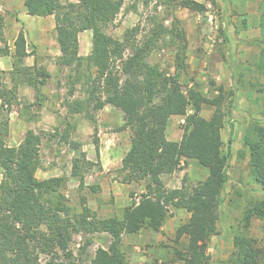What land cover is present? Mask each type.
I'll use <instances>...</instances> for the list:
<instances>
[{
	"label": "trees",
	"instance_id": "obj_1",
	"mask_svg": "<svg viewBox=\"0 0 264 264\" xmlns=\"http://www.w3.org/2000/svg\"><path fill=\"white\" fill-rule=\"evenodd\" d=\"M125 1L27 0L26 6L27 13L33 16L54 15L61 51L58 61L75 71L74 83L81 81L87 86V98L67 104L68 109L91 117L93 110H101L109 102L125 113L131 145L122 159V179L142 182L146 191L139 201L125 207L122 218H99L82 193L88 187L85 179L92 162L81 150V143L73 141L70 145L78 154L72 162L71 177L79 182L81 191L82 209L78 211L69 204L62 191L67 186V177L40 179L36 176L37 170L43 166L41 135L29 130L21 145L10 146L7 143L9 118H4L0 121V264H76L70 249L73 235L97 232L109 234L111 242L108 248L99 247L87 264H133L122 249L123 235L138 232L143 227L161 231L169 206L183 208L190 213L189 219L177 228L175 236L178 242L187 235L189 246L186 251L175 247V258L182 260L183 264L210 262L209 244L219 233L223 194L230 180L231 154L229 150L223 152L222 129L228 114L226 106L233 104L234 92L218 85V95L207 96L199 84L185 91L178 73L167 74L159 64L150 61L155 51L173 44L177 47V68L187 67L188 39L185 28L176 17L168 26L155 10L146 16V25L141 18L135 26L125 30L122 38L107 33L106 25L118 15ZM133 1L145 8L156 1L172 11L176 6L200 13L207 10L206 3L198 0ZM207 1L216 3V0ZM2 22L3 17L0 16L1 25ZM260 25L262 48L257 67L263 79L257 80L256 85L264 117V13ZM87 30L92 31V49L90 54L82 56L79 53L80 34ZM10 54L14 59V83L18 73L24 71L20 66L29 55L23 31L15 39L13 52L9 48L0 50V56ZM33 67H37L36 63ZM230 68L232 70V62ZM3 74L0 66L1 107L10 111L18 101V81L9 87ZM50 77L51 72L46 68H36V72L30 71L21 80L39 92L40 86L46 84ZM211 83L216 85L214 81ZM74 89L72 86L71 92ZM204 104L214 107L209 118L201 113ZM191 107L193 113H189ZM173 116L185 117L180 140H170L166 134ZM68 137L64 132L62 138L66 142H69ZM95 143L99 155V140L96 139ZM230 144L229 139V147ZM244 145L249 151L250 176L264 195V122L250 124L244 135ZM188 158H196L207 167L208 176L191 190L184 185L167 188L162 175L174 172ZM89 188L97 191L99 186ZM130 195L133 197L134 193ZM253 217L264 219V197L251 198L249 209L243 212L246 227ZM233 243L234 251L226 264H264V246L257 238L238 232ZM41 255L47 256L43 262L40 261Z\"/></svg>",
	"mask_w": 264,
	"mask_h": 264
},
{
	"label": "rangeland",
	"instance_id": "obj_2",
	"mask_svg": "<svg viewBox=\"0 0 264 264\" xmlns=\"http://www.w3.org/2000/svg\"><path fill=\"white\" fill-rule=\"evenodd\" d=\"M198 1L206 3L205 12H196L183 6H176L172 11L156 1L145 8L140 3L134 4L133 0H126L125 6L106 25L105 30L115 38H122L125 30L135 26L141 18L146 25V16L155 13V10L168 26L172 25L173 18L176 17L185 28L188 39L187 67L180 70L177 68V47L173 44L155 51L150 56V61L159 64L167 74L178 73L185 91L199 84V88L207 96L218 95V85L234 92L233 104L226 106L228 114L222 129L223 152L227 153L229 150L231 154L230 180L223 194L219 233L212 237L208 249L211 256L208 264H226L234 251L233 240L238 232L257 238L260 245L264 246V219L253 217L247 227L243 221V212L249 209L251 198L264 197L250 176L249 151L244 145V135L250 124L264 122L262 101L256 85L257 80L263 79L257 64L262 48L259 39L264 0H216L215 4L207 0ZM26 2L27 0H0V16L3 17L2 25L0 23V36L3 35V38L0 37V50L9 48L13 51L14 39L20 31L24 32L27 48L30 50L20 66L24 71L18 73V78L14 80V83L18 81V101L9 111L7 107H1L0 100V121L9 118L7 143L18 147L25 141L29 130L40 134L43 166L37 170L36 176L40 179L67 177V186L62 191L69 204L81 211L79 182L71 177L72 162L78 152L70 145L73 141L80 142L81 150L86 152L87 159L92 162L85 179L88 187L82 191L87 196L88 205L97 212L99 218H122L125 207L133 201H139L141 194L146 191L142 182H127L122 179V159L131 145L126 115L109 102L103 109L93 110L91 117L68 109L67 104L87 98V86L81 81L74 83L75 71L58 61L60 51L54 15H29ZM244 18L247 19V29L243 27ZM91 49L92 31L87 30L80 34L79 53L87 56ZM13 63L12 54L0 56L4 82L9 87L14 84ZM35 63L36 68H46L51 72V77L46 84L40 86L39 92L34 86L21 80L30 71L36 72L33 67ZM72 86L75 89L71 92ZM39 101L42 104H38ZM213 111L212 105L204 104L201 113L209 118ZM193 112L191 107L189 113ZM168 124V139L180 140L185 117L173 116ZM64 132L69 135V142L62 138ZM96 139L99 140V155ZM207 176L205 166L196 158H188L174 172L163 174L162 179L169 189L184 185L191 190L192 186ZM92 185L99 186L97 191L89 188ZM131 192L134 193L133 197ZM168 210L162 232L156 233L151 227H143L138 232L123 235L122 249L133 264H183L182 260L175 258L174 248L186 251L189 237L186 235L176 242L175 236L177 228L189 219L190 213L176 206H169ZM110 242L111 238L107 233H79L73 235L70 249L76 264H87L99 247L108 248ZM159 247L164 252L162 255L157 254ZM46 258V255H41L40 261L43 262Z\"/></svg>",
	"mask_w": 264,
	"mask_h": 264
},
{
	"label": "crops",
	"instance_id": "obj_3",
	"mask_svg": "<svg viewBox=\"0 0 264 264\" xmlns=\"http://www.w3.org/2000/svg\"><path fill=\"white\" fill-rule=\"evenodd\" d=\"M29 15H30V14H29ZM244 20H246V21H245L246 23H244ZM244 20L242 21V23H243V27H244L245 29H247V28H248V25H247V19L244 18ZM17 36H18V35H17ZM16 38H17V37H16ZM16 38H15V39H16ZM15 39H14V48H15ZM10 49H13V48H10ZM13 50H14V49H13ZM59 51H60V49H59ZM11 52H13V51L11 50ZM27 52L30 53L29 48H27ZM58 55H61V51H60V53H59ZM2 56H4V55H2ZM48 71H49V70H48ZM168 126H169V124H168ZM168 126H167V128H168ZM206 168H207V167H206ZM207 170H208V173H209V169H208V168H207ZM163 228H164V227H162L161 231H156V230H154V231H156V233H160V232H162ZM152 229H153V228H152ZM160 235H162V234H160ZM185 236H186V235H184L183 237H185ZM183 237H182V238H183ZM159 238H160V236H159ZM180 240H181V239H180ZM180 240H179V241H180ZM163 253H164L163 250H161V247H159L158 250H157V254H161V255H162Z\"/></svg>",
	"mask_w": 264,
	"mask_h": 264
}]
</instances>
